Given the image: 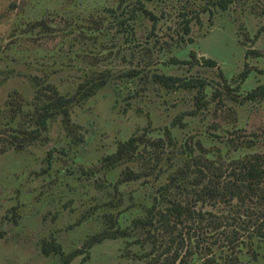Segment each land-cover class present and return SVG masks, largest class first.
Segmentation results:
<instances>
[{"label": "rangeland", "instance_id": "obj_1", "mask_svg": "<svg viewBox=\"0 0 264 264\" xmlns=\"http://www.w3.org/2000/svg\"><path fill=\"white\" fill-rule=\"evenodd\" d=\"M117 1L0 0V264H57L61 254L43 252L42 239L59 242L62 252L85 248L68 264H156L143 255L150 242L142 230L122 232L116 223L141 213L172 173L193 176L195 154L225 162L264 152V95L244 97L264 82V0H230L224 8L195 0L209 10L189 21L185 38L178 33L188 0H145L157 18L152 24L138 14L132 35L117 30L118 9L108 10ZM189 50L215 64L184 61ZM129 66L139 71L123 73ZM100 70L108 73L102 85L41 124L49 85L70 94ZM153 71L204 84L165 85ZM197 95L202 103L190 112ZM138 133L164 142L154 153L144 139L130 157L103 160L118 140ZM126 166L137 175L120 180ZM189 260L201 264L195 251ZM239 264H264V243L255 254L241 251Z\"/></svg>", "mask_w": 264, "mask_h": 264}, {"label": "trees", "instance_id": "obj_2", "mask_svg": "<svg viewBox=\"0 0 264 264\" xmlns=\"http://www.w3.org/2000/svg\"><path fill=\"white\" fill-rule=\"evenodd\" d=\"M193 1L195 0H188L189 12H180V38H185L182 33L188 32L189 21L198 19L200 10L208 9L203 3L196 6ZM210 1L224 8L230 0ZM116 8L117 16L113 20L117 30L121 29L125 35L133 34L132 20L138 14L147 15L152 24L157 18V14L145 5V0H118L114 7L108 6L110 12H114ZM189 56L184 61L200 60L202 64H215V60L209 56L198 59L192 50H189ZM170 60L176 61L177 58L171 56ZM245 70L246 68L242 72ZM138 71V68L129 66L123 73L134 75ZM107 76V70H100L95 76L78 81L75 91L70 94L60 93L49 85L50 90L46 93L39 118L41 124L43 125L47 114L61 112L65 115L72 101L92 93L106 81ZM152 76L165 85L199 87L204 84V79L198 76L181 77L158 71H153ZM257 94L264 95V82L246 90L244 97ZM201 103L197 95L195 107L189 111H195ZM175 119L180 120L179 114L172 121ZM36 129L32 127L25 132L33 136ZM165 129L166 141L169 142L171 136ZM143 135L130 134L118 140L114 149L106 153L103 160L113 163L120 158L130 157L137 143L144 139L153 146L154 153L164 142L160 135L155 138H144ZM194 156L196 170L193 176L176 180L172 173L166 181L158 184L157 194H152V199L145 204L141 213L132 215L125 225L116 223L115 227L122 232L128 228L141 229L142 235L150 242V247L143 255L151 263L189 264V258L195 251L201 264H239L241 251L255 254L256 247L264 243V152L251 150L233 154L225 162L223 159L216 160L204 155L201 157L199 154ZM184 164L187 168L188 163ZM136 175L135 170L126 166L119 179L125 180ZM171 185H174L175 193L167 194ZM203 203L210 205L203 206ZM40 248L43 252L58 251L61 256L57 264H68L74 255L85 249L75 246L62 252L59 242L50 239H42ZM84 251L82 259L86 256V250Z\"/></svg>", "mask_w": 264, "mask_h": 264}]
</instances>
